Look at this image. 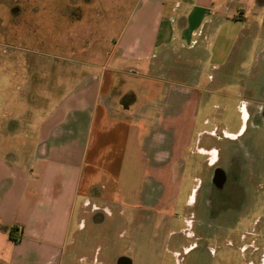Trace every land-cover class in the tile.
<instances>
[{"label": "crops", "instance_id": "obj_1", "mask_svg": "<svg viewBox=\"0 0 264 264\" xmlns=\"http://www.w3.org/2000/svg\"><path fill=\"white\" fill-rule=\"evenodd\" d=\"M257 9H264V0H134L108 60L83 71L78 91L58 100L35 128L22 126L21 117L0 121V264H78L87 257V264H135L120 254L83 255L90 236L80 232L88 222L100 224V212L113 213L107 204L112 197L124 213L123 182L134 161L152 170L141 173L134 190L141 206L179 208L182 178L196 163L186 159L190 138H176L192 133L185 119L196 121L200 96L177 91L161 65L180 54L181 60L200 54L201 40H219L228 31L230 56ZM121 71L129 78L119 80ZM176 98L184 111H171ZM161 106L163 124H155ZM177 117H185L181 126ZM25 118L34 121L32 114ZM18 133V146L4 141ZM96 165L107 167L110 178L98 183L89 177ZM110 180L115 188L108 191Z\"/></svg>", "mask_w": 264, "mask_h": 264}, {"label": "rangeland", "instance_id": "obj_2", "mask_svg": "<svg viewBox=\"0 0 264 264\" xmlns=\"http://www.w3.org/2000/svg\"><path fill=\"white\" fill-rule=\"evenodd\" d=\"M133 7L134 0H0V121L21 117L22 126L37 127L36 121L58 100L78 91L74 85L85 77L83 71L108 60L112 42ZM255 11L250 32L238 39L230 56L228 31L219 40H201L200 54L193 52L187 60L180 54L161 65L177 91L200 96L194 107L196 121L185 119L187 126L192 121V133L176 138L178 143L183 136L190 138L186 159L196 163L187 166L182 178L179 208L170 203L160 212L141 206V193L134 190L141 173L152 170L134 161L123 182L124 213L112 197L107 204L113 213L100 212V224L88 222L80 232L90 236L89 246L81 248L83 255L120 254L133 257L135 264H264V202L257 205L255 223L243 230L241 237L250 234L248 239L242 240L237 230L226 235L219 231L214 239L200 236L204 183L215 168L226 167L230 159L237 164L243 160L246 173L264 175V9ZM123 78L129 76L121 71L119 80ZM181 101L176 98L171 111H184ZM158 109L155 124L164 119L163 106ZM30 114L33 123L25 118ZM184 118L177 117L175 125L181 126ZM19 136L4 141L18 146ZM199 146V153L192 152ZM255 158L260 161L254 172ZM102 166L96 165L88 175L95 182H103L106 174L110 178ZM107 186L108 191L115 188L111 180ZM262 189L256 186L255 194L264 193ZM237 192L231 189V195ZM87 258L77 263L87 264Z\"/></svg>", "mask_w": 264, "mask_h": 264}, {"label": "flooded vegetation", "instance_id": "obj_3", "mask_svg": "<svg viewBox=\"0 0 264 264\" xmlns=\"http://www.w3.org/2000/svg\"><path fill=\"white\" fill-rule=\"evenodd\" d=\"M258 161L260 160L257 159L254 164H251L254 172ZM262 179H264L263 174L246 173V163L243 160L237 164L235 159H230L226 167L215 168L204 183L200 236L204 239H214L219 231H221L220 234L226 235L237 230L242 240L248 239L250 234L245 239L241 235L245 233L243 230L255 223L252 221L257 219V205L264 202V193L255 194L256 186L260 185L264 190ZM232 188L233 192L237 190L239 192L231 195ZM262 223L263 221H260L261 225Z\"/></svg>", "mask_w": 264, "mask_h": 264}]
</instances>
